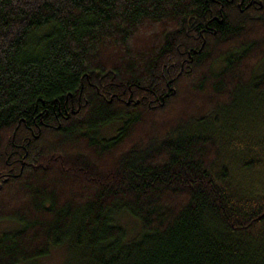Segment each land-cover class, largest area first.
<instances>
[{
    "label": "trees",
    "instance_id": "1",
    "mask_svg": "<svg viewBox=\"0 0 264 264\" xmlns=\"http://www.w3.org/2000/svg\"><path fill=\"white\" fill-rule=\"evenodd\" d=\"M3 220L0 264H264V0H0Z\"/></svg>",
    "mask_w": 264,
    "mask_h": 264
},
{
    "label": "rangeland",
    "instance_id": "2",
    "mask_svg": "<svg viewBox=\"0 0 264 264\" xmlns=\"http://www.w3.org/2000/svg\"><path fill=\"white\" fill-rule=\"evenodd\" d=\"M126 223L129 227L136 226L132 218L126 217ZM14 223L10 220H3L0 222V234L3 231L9 230L14 227ZM4 233V232H3ZM135 233V232H134ZM67 254L66 247H57L54 248L51 253L47 256H44L38 261V264H61L62 260Z\"/></svg>",
    "mask_w": 264,
    "mask_h": 264
}]
</instances>
